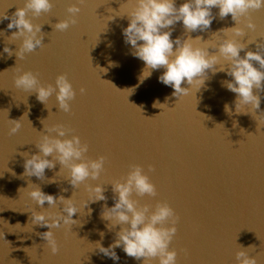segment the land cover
I'll return each instance as SVG.
<instances>
[{"label": "water", "instance_id": "1", "mask_svg": "<svg viewBox=\"0 0 264 264\" xmlns=\"http://www.w3.org/2000/svg\"><path fill=\"white\" fill-rule=\"evenodd\" d=\"M24 2L0 0V17L10 18ZM29 18L34 24L42 25L45 45L25 54L24 59L15 55L20 41L9 42L16 29L7 28L10 19H0V264H143V258L128 257L122 248L115 249L119 260L114 261L104 256L96 245L100 242L108 247L119 231V226L111 231L107 228L108 221L101 219V212L105 204L114 205L109 183L124 176L131 164L142 165L146 172L148 165H153L155 170L148 174L158 190L154 198L135 195L133 198L153 206L157 200L167 201L180 217L170 244V250L177 251V264H231L165 157L110 84L102 81L106 79L94 64L90 65L87 56L64 31L54 30L56 22L48 13L39 17L29 13ZM5 47L12 51L11 56L4 52ZM22 71L38 74L45 85L55 84L58 75L67 74L77 93L71 102V112L58 109L55 94L47 102L49 111L37 100L35 92L16 88L14 79ZM81 87L85 89L83 94L79 92ZM19 119L20 130L10 135L9 120ZM42 121L45 126L62 124L73 129L69 138L78 135L88 144V158L96 159L101 155L107 158L99 179L88 181L102 185L106 201L89 203L84 208L91 194L83 184L79 189L73 188L67 178L68 170L61 168L59 162L54 168L45 169L42 180L23 175L26 157L22 154L30 157L38 153L35 143L40 139V132H45ZM50 180L54 182L49 183ZM29 184L57 198H72L80 210L73 216L78 224L54 230L59 246L56 255L39 235L49 229L30 223L31 211L41 209L26 191H20ZM43 207L48 208L47 202ZM62 207L58 205L48 212L55 213ZM100 232L104 233L103 239ZM151 264L158 261L153 260Z\"/></svg>", "mask_w": 264, "mask_h": 264}, {"label": "clouds", "instance_id": "2", "mask_svg": "<svg viewBox=\"0 0 264 264\" xmlns=\"http://www.w3.org/2000/svg\"><path fill=\"white\" fill-rule=\"evenodd\" d=\"M129 2H131V7L125 13L129 23L122 32L125 43L131 46L132 55L144 62L141 81L149 77L152 70L163 68L164 71L159 76V81L171 86L174 89L172 94L180 101L193 89L195 93L199 91L209 72L213 74L226 72L232 79L221 83L222 86L236 94L235 114L251 113L255 119L264 115V111L256 115L257 110L260 109L261 97L254 93V89L257 92L264 90V43L257 45V51L248 50L241 56V51H244L247 45L226 35L228 32H232L234 37L245 35V29L238 27L242 18H247L246 27L248 29L255 30L256 25L250 19V13L264 9V0H185L179 6L176 0H128L127 3ZM84 3L85 0H77V3L69 5L67 12L70 15L66 19L59 20L53 26L54 30L63 32L70 25H75L78 22L77 16L82 10L81 5ZM52 7V0H25L24 5L17 8L10 18L5 15L0 17V19H10L8 29H16L9 37V42L20 41L15 53L18 59H24L25 54L34 52L45 45L43 43L44 34L41 31L42 25L34 24L29 18V13L32 17H39L42 13L50 12ZM214 7L219 9L221 19L231 14L237 24L236 27L221 29L220 31L225 35L218 42L208 45V41L202 42L199 36L195 39L189 36L183 40L171 38L174 30L172 26L177 22H182L187 33L207 30L214 19L211 11ZM196 41H199V44L194 43ZM253 42L254 40L248 43ZM210 48L215 49V53L210 54ZM4 52L9 56L12 55L8 47L4 48ZM256 64L258 67L255 66ZM101 70L103 69H99ZM146 70L147 75H145ZM185 83L190 87H182ZM14 85L18 89L35 92L37 100L43 103L49 111L51 109L47 102L55 94L58 109L64 113H70L71 102L77 94L67 74L58 75L55 84L45 85L39 80L38 74L32 71H22L15 77ZM112 86L115 88L114 85ZM79 92L83 94L85 89L81 87ZM158 105L165 104L157 102L153 106L158 107ZM224 107L225 112L231 115L232 110L229 105L225 104ZM20 119L9 120L10 135L20 130ZM43 125L47 134L40 132V139L35 143L39 150L38 153L30 157L27 153L22 154L26 157L23 175L35 176L42 180L45 169H52L56 162H59L61 168L68 170L67 178L73 188L79 189L83 184L85 190L91 194L84 208L89 203L106 201L107 197L104 195L102 185H92L88 181L99 179L101 173L105 171L104 165L107 158L103 155L96 159L88 158L86 155L88 144L82 142L78 135H71L69 138V133L73 132V129L66 128L62 124L45 126L43 123ZM49 156L52 159H48ZM154 170L153 165H148V172ZM148 172L140 164H131L124 176L109 183L114 193V205L107 207L105 204L101 219L108 221L106 226L110 231L116 226H119V231L115 232V239L108 247H104L100 242H96V245L104 256L114 261L119 260L115 249L122 248L128 257L136 260L143 258V264H151L153 260H157L158 264H177V251L170 250V244L177 232L176 225L180 220L179 215L167 201L157 200L153 206L147 203L141 204L138 199L133 198L134 195L141 198L145 196L154 198L158 195L157 186L152 182ZM52 182L54 181H49V183ZM22 190L26 191L27 196L41 209L31 211V225L35 224L49 229L39 235L46 241L45 245L51 253L56 255L59 252V246L54 230L78 224L79 221L74 220L73 216L80 210L72 198L65 199L64 196L57 198L46 194L35 184H29L27 189H20ZM45 202L48 204L47 209L43 207ZM58 205L63 206L62 210L55 213L48 212V209L56 208ZM90 212L91 209H89ZM100 236L103 239L104 233L100 232ZM239 248L240 250L235 254V264H257L256 257L249 256L247 251L253 248L252 246L247 249L242 246Z\"/></svg>", "mask_w": 264, "mask_h": 264}]
</instances>
